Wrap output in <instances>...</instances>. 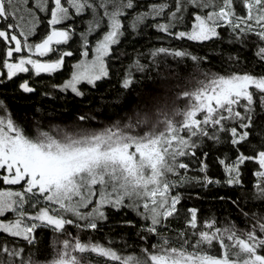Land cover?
Wrapping results in <instances>:
<instances>
[{
	"label": "snow or ice",
	"instance_id": "snow-or-ice-1",
	"mask_svg": "<svg viewBox=\"0 0 264 264\" xmlns=\"http://www.w3.org/2000/svg\"><path fill=\"white\" fill-rule=\"evenodd\" d=\"M10 84L0 264H264V0H0Z\"/></svg>",
	"mask_w": 264,
	"mask_h": 264
},
{
	"label": "trees",
	"instance_id": "trees-1",
	"mask_svg": "<svg viewBox=\"0 0 264 264\" xmlns=\"http://www.w3.org/2000/svg\"><path fill=\"white\" fill-rule=\"evenodd\" d=\"M140 44H145L146 41L145 40H141L139 41ZM60 79V77H57V80ZM114 83V82H113ZM145 87H153L154 85L151 82H146V84L144 85ZM104 90L106 92H114L117 89L114 88L111 84H105L104 85ZM14 92V85H8L7 88H0V94H6L7 98L9 100V102L11 103L12 107L14 110L16 111H23L26 107L32 105V104H44L47 105L49 102L48 101H43L41 100L39 95L36 96H22L19 93H17L16 95H13ZM135 99V94L133 93L130 96V101H134ZM77 102L72 100L71 97L68 98L67 101V106L69 107V109H71L72 105L76 104ZM94 106V105H92ZM81 107H84L85 110H88V102L85 101L83 105H81ZM196 191H199V189H197ZM217 190H214V193ZM226 192V189H219L218 190V194L219 195H224ZM185 198H186V204L187 206H197L200 207L202 210H207L209 208H212L214 211L218 212L219 214H227L228 211V206L223 204V203H219V202H215L212 200V198L206 197L203 198L201 200H195V199H191L189 197H194L195 196V191L193 192H185L184 193ZM201 195L203 196V193H201ZM108 230L105 229V232H107ZM50 233L45 234V244L48 243L49 239H50ZM86 239V237H85Z\"/></svg>",
	"mask_w": 264,
	"mask_h": 264
}]
</instances>
